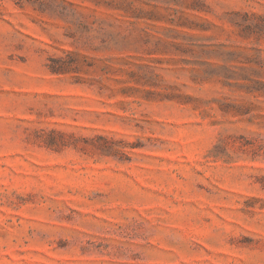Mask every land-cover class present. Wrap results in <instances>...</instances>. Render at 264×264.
<instances>
[{
    "label": "rangeland",
    "instance_id": "374dc122",
    "mask_svg": "<svg viewBox=\"0 0 264 264\" xmlns=\"http://www.w3.org/2000/svg\"><path fill=\"white\" fill-rule=\"evenodd\" d=\"M0 264H264V0H0Z\"/></svg>",
    "mask_w": 264,
    "mask_h": 264
}]
</instances>
